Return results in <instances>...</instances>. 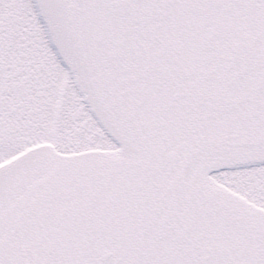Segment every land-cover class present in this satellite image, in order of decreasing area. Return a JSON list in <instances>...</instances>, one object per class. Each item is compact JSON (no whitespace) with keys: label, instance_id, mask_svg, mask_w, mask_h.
Segmentation results:
<instances>
[{"label":"snow or ice","instance_id":"6c2138e0","mask_svg":"<svg viewBox=\"0 0 264 264\" xmlns=\"http://www.w3.org/2000/svg\"><path fill=\"white\" fill-rule=\"evenodd\" d=\"M0 264H264V0H0Z\"/></svg>","mask_w":264,"mask_h":264}]
</instances>
